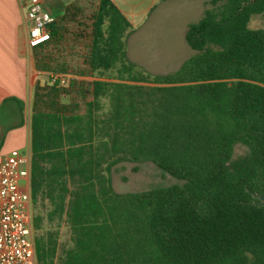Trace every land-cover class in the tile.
<instances>
[{
	"label": "trees",
	"instance_id": "16d2710c",
	"mask_svg": "<svg viewBox=\"0 0 264 264\" xmlns=\"http://www.w3.org/2000/svg\"><path fill=\"white\" fill-rule=\"evenodd\" d=\"M259 14L264 0H207L185 31L194 53L154 74L128 57L131 22L97 0L83 72L95 78L72 87L83 111L30 115L38 264H264ZM145 162L183 184L117 192L112 171Z\"/></svg>",
	"mask_w": 264,
	"mask_h": 264
},
{
	"label": "rangeland",
	"instance_id": "374dc122",
	"mask_svg": "<svg viewBox=\"0 0 264 264\" xmlns=\"http://www.w3.org/2000/svg\"><path fill=\"white\" fill-rule=\"evenodd\" d=\"M73 0H64V4H68ZM97 7V0H85L83 8L78 11L77 16L71 20L74 24L67 27L66 36L63 42L70 45L67 41L80 43L79 29L87 31L90 27V15ZM202 15L198 8L193 11L189 7L182 8L179 3L167 2L162 3L154 15L127 40V50L129 51V59L134 60L137 64L143 66L148 71L159 73H170L180 67L182 62L194 53L188 45L184 33L188 24L196 22ZM84 19L82 27H79L77 20ZM252 28H264V14L254 15L250 21ZM62 51L58 50L54 54L47 50L37 54L44 59L53 58L51 65V73L64 74L66 83L56 85V89L52 88L54 83L50 73H39V70L32 68L31 70V93L27 102L29 116L35 109L43 110H62V111H83L82 96L73 89L74 81H91L90 77L74 79L68 76L71 70L77 72L86 71L85 51L78 52L77 68L72 66L65 67L57 63L60 61L56 56ZM128 53V52H127ZM41 67L43 63L40 64ZM86 73V72H85ZM246 148L237 145L234 150V156H238L245 152ZM122 168L113 170L112 182L117 192H136L152 189L159 186H170L173 184H183L182 180L177 179L152 162L145 163H123ZM137 167V170L134 169ZM69 239L67 227L62 228L61 240L63 243Z\"/></svg>",
	"mask_w": 264,
	"mask_h": 264
},
{
	"label": "crops",
	"instance_id": "0c3cea01",
	"mask_svg": "<svg viewBox=\"0 0 264 264\" xmlns=\"http://www.w3.org/2000/svg\"><path fill=\"white\" fill-rule=\"evenodd\" d=\"M112 1L133 25L134 31L128 37L129 41L135 31L154 15L162 3L176 2L182 8L189 7V10L192 11L198 8L199 12L202 11L203 14L207 0ZM23 2L24 0H0V154H7L13 149L30 151V116L27 102L32 88L31 70L35 68L38 71L41 69L38 65L43 63V66L48 69L39 70V73L54 74L51 73L53 58L49 57L43 60V57L37 56V54L47 50L54 54L60 50L62 52L58 56L54 55L60 60L57 63L67 68L70 66L77 68L80 63L77 64L76 55L83 50L87 53L91 43L90 27L87 31L78 30L81 37L80 43H75V40L73 42L67 40L70 43L68 47L66 42H63V40L65 41L64 36L68 34L66 33L67 27L71 23H76L71 19H75L78 11L83 8L85 0H73L67 5L64 4V0H42L44 9L56 18L58 36L53 37L45 46L30 48L28 39L31 22L25 18ZM81 22H84V19L77 20L79 27L83 25ZM127 52L129 57V51L127 50ZM70 72L68 76H72L74 79H82L86 76L91 80L95 78L88 74H82V71L71 70Z\"/></svg>",
	"mask_w": 264,
	"mask_h": 264
},
{
	"label": "built area",
	"instance_id": "2783aa9c",
	"mask_svg": "<svg viewBox=\"0 0 264 264\" xmlns=\"http://www.w3.org/2000/svg\"><path fill=\"white\" fill-rule=\"evenodd\" d=\"M23 12L31 22L28 44L39 48L48 44L56 18L44 9L42 0H24ZM53 82L65 84L61 74ZM30 151L13 149L0 154V264H38L32 225Z\"/></svg>",
	"mask_w": 264,
	"mask_h": 264
},
{
	"label": "water",
	"instance_id": "95a60500",
	"mask_svg": "<svg viewBox=\"0 0 264 264\" xmlns=\"http://www.w3.org/2000/svg\"><path fill=\"white\" fill-rule=\"evenodd\" d=\"M260 199H261L260 204H261V205H264V197H260Z\"/></svg>",
	"mask_w": 264,
	"mask_h": 264
}]
</instances>
